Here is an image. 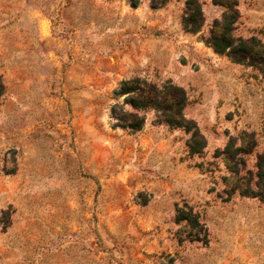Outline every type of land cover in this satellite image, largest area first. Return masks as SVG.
I'll list each match as a JSON object with an SVG mask.
<instances>
[{"label": "rangeland", "instance_id": "1", "mask_svg": "<svg viewBox=\"0 0 264 264\" xmlns=\"http://www.w3.org/2000/svg\"><path fill=\"white\" fill-rule=\"evenodd\" d=\"M196 1L191 33L187 0H0V264H264V203L234 192L221 153L232 140L239 175L257 171L264 75L205 44L227 0ZM237 9L233 36L264 43V0ZM136 77L184 89L201 154L153 109L116 126L113 105L132 110L114 92ZM184 203L207 245L176 222Z\"/></svg>", "mask_w": 264, "mask_h": 264}, {"label": "trees", "instance_id": "2", "mask_svg": "<svg viewBox=\"0 0 264 264\" xmlns=\"http://www.w3.org/2000/svg\"><path fill=\"white\" fill-rule=\"evenodd\" d=\"M141 0H127L132 7H137ZM167 0H151L154 7H162ZM226 11L221 20L214 23L215 30L205 39L208 45L215 53L224 54L230 60L236 63L252 66L264 75V43L255 37L244 39L234 37L233 31L239 19L237 9V0L226 1ZM203 14L200 4L196 0H187L186 14L183 19V27L186 31L195 33L201 27ZM3 84L0 81V96L3 94ZM116 96H125L124 102L132 111H126L120 108L117 112L118 104L113 105L111 114L115 120L116 126L129 129L131 132L140 131L145 122V117L139 114V111L153 109L157 112L158 121L167 123L171 127H182L190 132L188 140V149L191 154H201L206 146V140L200 133L196 124L186 119L183 109L187 105V95L183 88L170 82L158 87L145 79L132 78L121 82L119 88L115 90ZM247 141L240 147H236V152L243 155L251 153L255 147V142L250 141V136L244 135ZM232 140L226 145L221 153L227 157L231 167L232 177L235 180L233 186L234 192L239 191L242 195L256 197L264 203V158L259 156V161L255 167L257 171L253 173L250 170L240 176L241 172L237 164L232 161L234 151ZM255 179H257L255 181ZM176 222H185L189 231V237L193 241L207 245L209 242L208 229L202 223L199 214L187 203L176 208Z\"/></svg>", "mask_w": 264, "mask_h": 264}]
</instances>
